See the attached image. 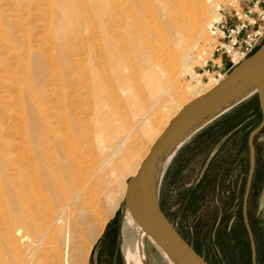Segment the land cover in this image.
<instances>
[{
	"label": "rangeland",
	"instance_id": "374dc122",
	"mask_svg": "<svg viewBox=\"0 0 264 264\" xmlns=\"http://www.w3.org/2000/svg\"><path fill=\"white\" fill-rule=\"evenodd\" d=\"M54 1L57 0H0V168L6 169L0 175V264H124L116 246L122 197L121 193L117 195L108 209V195L116 186H126L131 171L110 173L91 207L79 199L49 203L50 210L37 214L41 229L36 231L16 220L12 190L17 178L10 168H27L23 173L28 174V182L21 199L26 198L33 209L44 206L45 187L39 168H63L61 150L75 135L84 143L97 145L101 106L107 111L110 128H117V133L103 136L102 145L116 146L124 138L113 157L123 150L134 152V167L171 115L164 109L172 103L175 90L172 82L163 80L160 91L151 97L148 75L136 67L137 60L130 56L125 75L132 91L141 96V103L132 108L121 86L118 63L105 50L93 26L92 0H72L75 20L68 37L60 41L50 28V6ZM204 1L207 36L215 4ZM170 3L177 11L176 1ZM160 21L158 34L152 30L147 36V45L156 56L162 40L174 38L166 20ZM126 49L130 51V47ZM195 51L192 57L196 58ZM184 68L177 78L186 99L191 98L188 86L192 84L183 77ZM96 74L101 79L99 86L94 84ZM173 103L178 106L181 101ZM255 105L247 97L222 113L224 116L220 114L198 129L173 155L161 180L162 209L184 238L212 264H251L241 210L248 174L247 136L261 119L254 118ZM149 123L155 127L151 135L144 133ZM46 128L61 135V145H50L47 156L40 157L38 137ZM233 131L242 132L243 141L218 151L219 139ZM53 140L56 138L52 144ZM254 141L256 158L247 213L256 261L264 264V128ZM103 146V151H96L99 158L106 152ZM208 157L209 161L214 157L209 166V161L205 165ZM14 228L29 233L36 242L23 240L17 230L12 231ZM145 252L148 264H168L147 239Z\"/></svg>",
	"mask_w": 264,
	"mask_h": 264
},
{
	"label": "bare ground",
	"instance_id": "6f19581e",
	"mask_svg": "<svg viewBox=\"0 0 264 264\" xmlns=\"http://www.w3.org/2000/svg\"><path fill=\"white\" fill-rule=\"evenodd\" d=\"M175 1L177 3V11L171 6L170 0H92L95 13L93 26L97 28L98 36H100L98 38L102 41L105 50L118 63L116 69L121 73V86L128 93L132 108L137 107L141 96L132 91L128 76L127 74L125 75L126 69H129L126 62L128 57H134L138 62L136 67L139 70H144L148 75L149 83L151 84L149 89L151 97H155L157 92L160 91L163 80L172 82L175 90L174 98H172V103L167 104L164 109L166 114L170 113L171 115L165 118L162 128L157 130L158 134L184 103L210 89L218 82L209 81L189 84L188 90L192 92L191 98L185 99L183 86L179 82L177 75L181 67H185L182 72L184 73L196 62V58L192 57L193 49H196L199 42L207 37L206 22L208 13L204 0ZM73 2L72 0H57L50 6V28L55 31L54 36L58 41L68 37L72 23H74ZM210 2L213 5L215 4V9L211 20L207 24V28L210 23L220 17L218 0H210ZM196 7L198 8L197 11ZM175 18H178V20ZM160 20H166L167 25L173 31L174 38L166 37L165 40H162L159 49L160 54L156 56L153 48L151 50L147 45V36L152 30L158 34V31H160L158 29ZM112 29L114 32L111 31ZM193 41H196L194 46L192 44ZM126 47H130V51H127ZM94 84L97 86L101 85V79L98 74L94 77ZM178 101H181V103L175 106L173 102ZM100 111L101 117L98 120L100 131L97 137V145L95 142L84 143L83 140H78L80 138L79 135H75V139L71 138L65 144L63 143L62 155H60L63 168H39L42 176L41 181L45 187L44 197L42 196L44 198V206H41V208L33 209L26 198L24 200L21 199V194H25L22 192L24 191L23 188L28 182V174L26 172L23 173L27 168H10L13 177L17 178L12 190L13 196L16 197L13 210L17 221L23 222L26 226H32L36 231L40 230L41 226L37 223V214L39 212L44 213V210L47 209L50 210L48 207L50 206L48 205L49 203L54 204L55 202V204H59L79 199L83 204L87 203L90 206V203L98 196V190L104 188L108 183L110 173L119 172V174H122L126 171H131L132 175L136 173L141 160L133 167L134 152L130 153L123 150L113 157L124 138L116 146L111 144L104 145L106 146V152L101 158L96 153V151H103L101 142L104 141L103 136L106 133H117V128H110L107 123L109 121L107 111L102 106ZM154 130L155 127L149 123L144 133L151 135ZM40 134L41 138L39 136L38 139L41 143L37 146V151L40 157H46L50 145L60 144L58 141L62 137L58 133L55 134V131L50 130V128L44 129ZM53 137L56 138V141L53 140L52 144L51 140ZM93 161L97 162L93 164ZM102 165H107V167L101 168ZM5 170V168H0V175ZM20 177H23V180L18 179ZM125 191L126 186L122 188L120 185L111 190L108 195V209L111 208L120 193L123 199ZM15 230H17L23 240L31 243L36 242V240L31 239L29 233L24 232L21 228L12 229L13 232ZM122 234L121 248L125 263L148 264L145 252L147 237L135 218L129 215L124 217ZM67 251L69 252V248ZM67 251L64 253L65 256ZM168 264L182 263L170 260Z\"/></svg>",
	"mask_w": 264,
	"mask_h": 264
},
{
	"label": "water",
	"instance_id": "95a60500",
	"mask_svg": "<svg viewBox=\"0 0 264 264\" xmlns=\"http://www.w3.org/2000/svg\"><path fill=\"white\" fill-rule=\"evenodd\" d=\"M253 93H257L261 119L247 136L248 174L242 209L251 249V264H257L254 235L246 215V195L255 167L254 137L264 125V41L210 89L184 103L154 139L136 173L128 177L117 231V243L124 264L122 223L128 215L138 221L147 240L167 262L212 264L184 238L162 209L160 184L171 158L193 133ZM208 161L209 157L205 165Z\"/></svg>",
	"mask_w": 264,
	"mask_h": 264
},
{
	"label": "built area",
	"instance_id": "2783aa9c",
	"mask_svg": "<svg viewBox=\"0 0 264 264\" xmlns=\"http://www.w3.org/2000/svg\"><path fill=\"white\" fill-rule=\"evenodd\" d=\"M220 17L195 51L183 77L191 84L219 81L264 41V0H221Z\"/></svg>",
	"mask_w": 264,
	"mask_h": 264
},
{
	"label": "flooded vegetation",
	"instance_id": "af4514ba",
	"mask_svg": "<svg viewBox=\"0 0 264 264\" xmlns=\"http://www.w3.org/2000/svg\"><path fill=\"white\" fill-rule=\"evenodd\" d=\"M236 127H238V125H236ZM239 128V127H238ZM237 128V129H238ZM263 128H264V125H263V127L261 128V130H263ZM260 130V131H261ZM260 131H258V132H260ZM257 132V133H258ZM256 133V134H257ZM227 134V133H226ZM225 134V135H226ZM256 136V135H255ZM243 137H244V134L242 133V132H239V131H233V132H231L229 135H227V136H222L221 137V139H219L220 141H219V145H218V151L220 150V149H222L223 147H225V146H231V144H233L234 146H236V145H239L240 144V142H242L243 141ZM254 140H255V137H254ZM254 144H255V141H254ZM218 151H216L215 152V154L213 155V156H215L217 153H218ZM214 157H212L211 158V160L209 161V163H208V165L207 166H209L210 165V163H211V161H212V159H213ZM255 158H256V156H255ZM254 172V171H253ZM253 176V175H252ZM202 178H200L199 180H198V182L196 183V184H199V182H200V180H201ZM251 182H252V178H251ZM251 182H250V186H249V189H248V193H247V195H246V215H247V218H248V213H247V200L249 199V197H250V188H251ZM245 191V190H244ZM243 199H244V194H243ZM242 207H243V204H242ZM241 213H242V218H243V209L241 210ZM243 221H244V219H243ZM249 222V221H248ZM250 224V223H249ZM245 225V224H244ZM116 246H117V251L119 252V253H121L120 252V246L118 245V243H117V235H116Z\"/></svg>",
	"mask_w": 264,
	"mask_h": 264
},
{
	"label": "trees",
	"instance_id": "16d2710c",
	"mask_svg": "<svg viewBox=\"0 0 264 264\" xmlns=\"http://www.w3.org/2000/svg\"><path fill=\"white\" fill-rule=\"evenodd\" d=\"M248 100L253 101V103H256L255 107L253 108V113H255V119H257L258 117H261V109H260V105H259V101H258V97H257V93H253L250 97H248ZM234 108V107H233ZM231 110V109H230ZM229 111V110H228ZM226 111V112H228ZM225 114V113H223ZM220 115V116H224V115ZM245 118V117H244ZM255 122V121H254Z\"/></svg>",
	"mask_w": 264,
	"mask_h": 264
}]
</instances>
